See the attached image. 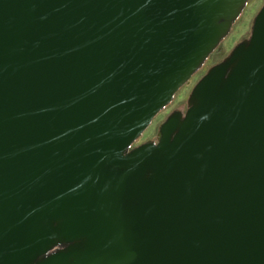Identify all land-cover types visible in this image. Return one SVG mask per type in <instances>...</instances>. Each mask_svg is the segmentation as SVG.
Returning a JSON list of instances; mask_svg holds the SVG:
<instances>
[{"label": "water", "instance_id": "95a60500", "mask_svg": "<svg viewBox=\"0 0 264 264\" xmlns=\"http://www.w3.org/2000/svg\"><path fill=\"white\" fill-rule=\"evenodd\" d=\"M0 0V264H264V3Z\"/></svg>", "mask_w": 264, "mask_h": 264}, {"label": "rangeland", "instance_id": "374dc122", "mask_svg": "<svg viewBox=\"0 0 264 264\" xmlns=\"http://www.w3.org/2000/svg\"><path fill=\"white\" fill-rule=\"evenodd\" d=\"M263 3L264 0H249L247 2L240 16L232 25L229 33L222 39L217 48L209 55L203 66L188 80L187 83H185L181 88L178 89V91H176L172 101L152 119L150 125L144 130L135 144L154 139L159 124L166 118V116L173 109L185 108L187 96L193 85L212 64L221 60L238 41L249 34L252 19Z\"/></svg>", "mask_w": 264, "mask_h": 264}]
</instances>
